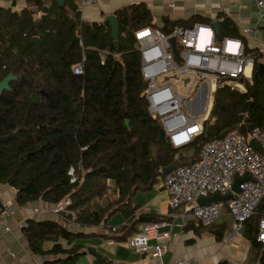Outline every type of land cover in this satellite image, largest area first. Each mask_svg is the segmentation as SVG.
<instances>
[{"label": "trees", "instance_id": "trees-1", "mask_svg": "<svg viewBox=\"0 0 264 264\" xmlns=\"http://www.w3.org/2000/svg\"><path fill=\"white\" fill-rule=\"evenodd\" d=\"M2 1L10 8L0 7V79L8 73L16 78L0 92V136L11 133L0 141V183L15 190L17 205L34 200L56 205L68 200L60 220H25L21 230L30 251L59 254L60 264H75L81 245L71 242L85 235L83 229L102 225L117 212L123 223L114 228V238L125 239L137 231L139 223L132 196L162 178V167L193 162L204 141L227 131L246 133L258 126L264 132L263 72L256 78L252 74L249 79L238 78L242 92L225 83L215 87L202 132L184 147L155 143L157 120L139 101L145 83L133 33L147 26L168 31L173 25L208 23V18H163L162 25L156 26L142 4L130 5L114 13L118 25L115 48L108 22L82 20L75 0H62V5L52 0H24L19 11L11 10L17 0ZM227 35H236V28L223 18L216 39ZM34 37L39 52L34 49ZM243 52L251 54L252 72L261 59L264 62L257 51L244 47ZM77 62L82 68L74 74L71 67ZM245 101L249 103L241 131L238 115ZM189 149V158L173 160L174 153ZM109 189L115 192L114 199H106ZM262 211L264 203L243 223L252 264H264V244L255 240ZM188 225L196 231L209 229L216 240L222 237V225ZM45 241L53 243L47 251L42 249Z\"/></svg>", "mask_w": 264, "mask_h": 264}, {"label": "built area", "instance_id": "built-area-1", "mask_svg": "<svg viewBox=\"0 0 264 264\" xmlns=\"http://www.w3.org/2000/svg\"><path fill=\"white\" fill-rule=\"evenodd\" d=\"M92 1L75 0V3L79 9L91 5ZM255 4L264 23V0H255ZM251 31L241 29L243 34ZM133 36L139 56V73L145 83L139 101L149 116L160 124L164 131L163 142L172 148L184 147L202 132V122L208 116L215 87L225 83L242 92L244 87L238 78H250L244 68L252 59L244 54L241 40L229 36L217 40L210 25L197 22L187 27L173 25L168 31L147 26L136 30ZM169 38H173L172 47ZM81 68V62H77L71 70L79 74ZM186 74L192 75L194 84L192 96L184 101L172 79L181 76L180 80L187 85L190 78H182ZM202 85L207 88V98L199 121L194 114L198 108L194 95ZM249 140L258 148H254ZM244 175L249 178L237 185V192H231L233 179ZM161 186L170 208L180 207L182 213L203 226L210 225L221 214L220 207L223 206L230 217V231L238 235V229L255 213L257 206L264 203V132L255 126L246 133L231 130L204 141L197 158L189 164L173 166L163 175ZM229 192L232 195L226 200L208 205L196 203L198 197ZM67 204L68 200H63L52 205L49 211L60 218L59 213L65 212ZM45 210L34 208L29 213ZM0 214H7L6 202L2 200ZM20 226H25V221ZM158 226L157 222L141 224L136 232L126 237L127 247L135 252H149L155 259L160 257L161 241L167 238V232L158 231ZM150 240L154 242L150 243ZM255 240L264 244V211L257 222ZM9 256H12L11 252ZM152 264L160 263L155 260ZM172 264L198 263L191 258H179Z\"/></svg>", "mask_w": 264, "mask_h": 264}, {"label": "crops", "instance_id": "crops-1", "mask_svg": "<svg viewBox=\"0 0 264 264\" xmlns=\"http://www.w3.org/2000/svg\"><path fill=\"white\" fill-rule=\"evenodd\" d=\"M136 4H142L149 11L151 23L156 26L162 25L163 18L170 21L185 20L192 15H200L209 19L208 23L203 24L210 25L215 19L219 27V22L227 18L236 28V35L227 36L239 38L245 49L257 51L264 57V23L259 17L255 0H93L91 5L79 8L80 18L87 22L98 23L103 21L104 15L114 14L121 8ZM0 7L8 9L10 4L0 0ZM23 7L24 0H17L11 10L19 11ZM243 28L252 31L243 34L241 32ZM245 55L251 56L250 53ZM260 62L263 60L261 59ZM244 72L246 75L251 74L252 62L245 65ZM197 105L196 103V107ZM161 179L150 189L135 192L131 198L132 205L137 206V220L139 217L148 219V221L138 220L136 229L144 222H157L158 231L167 232V238L161 241L163 251L160 257L155 259L149 252L132 251L126 245V238H114L115 234L111 228H117L123 223L122 215L117 212L110 214L102 225L83 229L85 235L71 242L70 245H81L75 264H152L155 260L160 264H172L179 258H191L198 264H217L220 260H226L227 264H252L249 243L242 233L233 234L230 228L226 229V222L216 219L213 224L222 225L220 240H216L207 228H198L197 231L192 229L188 224L197 225V221L181 210L168 206ZM14 193L15 190L11 186L0 183V200L6 202L7 208L6 215L0 214V264H60L62 256L59 254L30 251L20 226V223L27 218L58 219L49 211L52 205L41 200L17 205L14 201ZM34 208L47 210L29 213L30 209ZM139 212L149 214L139 216ZM223 215L228 217L230 225V217L225 211ZM155 216L159 218L156 219ZM69 226L76 229L72 225ZM149 242L153 243L154 240ZM52 244L50 241H45L42 249L47 251ZM66 245L63 242L62 246ZM86 247H91L98 256L87 253ZM10 252L12 256H9Z\"/></svg>", "mask_w": 264, "mask_h": 264}, {"label": "water", "instance_id": "water-1", "mask_svg": "<svg viewBox=\"0 0 264 264\" xmlns=\"http://www.w3.org/2000/svg\"><path fill=\"white\" fill-rule=\"evenodd\" d=\"M54 2H56L58 5H62V0H52ZM103 20L107 21L108 24H109V27H110V36L112 38V42H113V45L115 48H117V32H118V25H117V21H116V17L114 14H108V15H104L103 17ZM210 25L215 33V35L218 34V22L217 20H212L210 22ZM33 41V44H34V49L39 52V45H38V38L37 37H34L32 39ZM171 47L173 46V38H169L168 39ZM264 72V62H258L257 63V68L251 72L252 76L254 78L256 77H259L262 75V73ZM250 74V75H251ZM16 77L14 75H12L11 73H8L6 74L2 79H0V92L2 90H7L8 89V82L10 80H14ZM20 81H24L22 79V77H20L19 79ZM41 93H43L41 91ZM207 96V88L205 85H202V87L200 89L197 90V92L195 93L194 95V101L198 104V108L195 110L194 114H197L199 113L202 109H203V106L205 104V101H206V97ZM249 103V101H245L243 103V106L240 110V113L238 115V120L240 122L239 124V128L241 129V131H244L245 127H244V124L241 122L242 121V118L244 116V109H245V106ZM126 123V121H125ZM154 128L157 130V136H156V139H155V143L157 145L161 144L163 141H164V131L162 129V127L160 126L159 123H156L154 125ZM11 136V133L10 134H7L5 136H0V141H4V140H7L9 137ZM249 143L254 147V148H258V146L256 145V143L252 140H249ZM28 154H25L24 157H27ZM173 167V165H167V166H164L160 169V172L164 175L166 172H168L171 168ZM249 177L247 175H244L242 177H235L233 179V182H232V185H231V192H237L238 191V187L237 185L243 181V180H246L248 179ZM229 192V193H226V194H223V195H219V194H212V195H209V196H205V197H198L196 199V203L198 205H208L212 202H216L217 200H220V201H223V200H226L227 198L231 197L232 193ZM138 220L140 221H148L147 218H143V217H139ZM243 231V227H241L240 229H238V233L241 234ZM85 251L91 255H94L95 257L98 256V254L91 248V247H86Z\"/></svg>", "mask_w": 264, "mask_h": 264}, {"label": "rangeland", "instance_id": "rangeland-1", "mask_svg": "<svg viewBox=\"0 0 264 264\" xmlns=\"http://www.w3.org/2000/svg\"><path fill=\"white\" fill-rule=\"evenodd\" d=\"M180 77L181 76H178V78L177 79H172L173 80V82H174V84H175V87H176V90H177V92H178V94H180L181 96H183L184 97V101L187 99V98H189V97H191L192 96V94H193V84H194V79H193V77H192V75L191 74H186V75H184L182 78H187V77H189L190 78V81H189V83L187 84V85H184L183 83H182V81L180 80ZM203 110V109H202ZM202 110L199 112V113H197V114H195V117H196V120H199L200 121V117H199V115H200V113L202 112ZM191 152H192V149H189V150H186V151H177L176 153H174L173 154V160H178L179 159V157H182V156H185V157H187V156H189L190 154H191ZM187 158H189V157H187ZM186 159V158H185ZM159 178H158V180H157V182H159ZM106 195H107V198L106 199H114L115 198V196H116V194H115V192H113L112 190H107V192H106ZM177 210H181L180 209V207L179 208H176ZM223 211H224V207L223 206H221L220 207V215L219 216H217L215 219L216 220H222V221H224V222H226V229H229L230 227V225H229V221H228V217L227 216H225V215H223ZM223 215V216H222ZM59 219V218H58ZM60 220V219H59ZM68 227H71V226H68Z\"/></svg>", "mask_w": 264, "mask_h": 264}, {"label": "bare ground", "instance_id": "bare-ground-1", "mask_svg": "<svg viewBox=\"0 0 264 264\" xmlns=\"http://www.w3.org/2000/svg\"><path fill=\"white\" fill-rule=\"evenodd\" d=\"M190 108H192V107H190Z\"/></svg>", "mask_w": 264, "mask_h": 264}]
</instances>
